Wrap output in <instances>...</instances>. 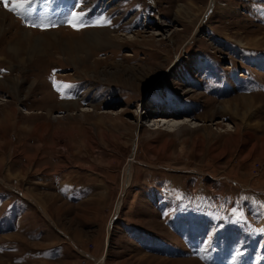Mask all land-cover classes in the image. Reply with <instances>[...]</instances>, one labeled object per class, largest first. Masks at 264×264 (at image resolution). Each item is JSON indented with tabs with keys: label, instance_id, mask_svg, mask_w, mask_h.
I'll list each match as a JSON object with an SVG mask.
<instances>
[{
	"label": "rangeland",
	"instance_id": "rangeland-1",
	"mask_svg": "<svg viewBox=\"0 0 264 264\" xmlns=\"http://www.w3.org/2000/svg\"><path fill=\"white\" fill-rule=\"evenodd\" d=\"M81 9L110 25L0 3V264H264V89L204 80L264 84V0Z\"/></svg>",
	"mask_w": 264,
	"mask_h": 264
},
{
	"label": "snow or ice",
	"instance_id": "snow-or-ice-1",
	"mask_svg": "<svg viewBox=\"0 0 264 264\" xmlns=\"http://www.w3.org/2000/svg\"><path fill=\"white\" fill-rule=\"evenodd\" d=\"M51 0H0L3 7L13 12L21 19H23L26 27L37 28L41 31L58 26H68L74 31H79L85 27L108 26L110 19L103 15L95 19L89 18L86 11L81 9V0H76L72 10L66 13L50 14V11L44 7L45 4L50 3ZM54 86L56 83L54 81ZM65 88L70 86H64ZM57 91H61L57 87ZM61 98H70L65 96V92L61 91Z\"/></svg>",
	"mask_w": 264,
	"mask_h": 264
},
{
	"label": "trees",
	"instance_id": "trees-1",
	"mask_svg": "<svg viewBox=\"0 0 264 264\" xmlns=\"http://www.w3.org/2000/svg\"><path fill=\"white\" fill-rule=\"evenodd\" d=\"M204 60H207L206 63H211V62H214V60L211 58V57H206ZM212 66H217L216 64L215 65H212ZM256 69H258V71L260 72H263L264 73V63H258V65L254 66ZM236 71L237 69L234 68ZM217 71L219 72H224V71H221L219 69H216L214 72H210V73H206L204 75V80H205V87H207V84H206V81H211L212 79H214V82H216L218 85H213L212 86V93H213V96H226L228 95L230 92L232 91H235L237 92L236 90H238L239 92H241V90H244V91H254V90H263L264 89V84L259 80V79H255L253 75L249 74V72H247L248 74V78H241L239 77L240 75H238V71H237V79H242V80H247V82L249 81V83H244L242 85H239V83L236 81V76L235 77V84H233L229 89L228 88V85H227V81H225L223 79V87H222V82L219 83L218 82V79H219V75L218 73H216ZM188 75V74H187ZM237 85V87H236ZM236 89V90H235ZM224 90H228V93H225L223 94L222 92Z\"/></svg>",
	"mask_w": 264,
	"mask_h": 264
},
{
	"label": "bare ground",
	"instance_id": "bare-ground-1",
	"mask_svg": "<svg viewBox=\"0 0 264 264\" xmlns=\"http://www.w3.org/2000/svg\"><path fill=\"white\" fill-rule=\"evenodd\" d=\"M102 39H100V41H101ZM99 41V42H100ZM104 41V40H103ZM70 45H72V44H70ZM76 45H77V42L75 43H73V46H75V48L74 49H76ZM159 122H163L164 124H168V122H166L165 120H159ZM184 122H186V121H184ZM188 122V121H187ZM38 149V148H37ZM131 165H132V161H131V163H130ZM131 165L128 167V169H127V171H126V176H127V178H126V181H127V183L129 182V180H130V178H131V175H132V169H131ZM99 263V262H98ZM99 264H101V263H99Z\"/></svg>",
	"mask_w": 264,
	"mask_h": 264
},
{
	"label": "water",
	"instance_id": "water-1",
	"mask_svg": "<svg viewBox=\"0 0 264 264\" xmlns=\"http://www.w3.org/2000/svg\"><path fill=\"white\" fill-rule=\"evenodd\" d=\"M104 259H105V257H104Z\"/></svg>",
	"mask_w": 264,
	"mask_h": 264
}]
</instances>
